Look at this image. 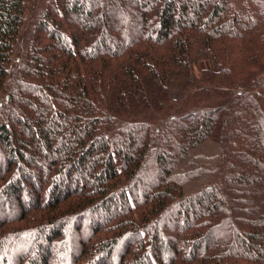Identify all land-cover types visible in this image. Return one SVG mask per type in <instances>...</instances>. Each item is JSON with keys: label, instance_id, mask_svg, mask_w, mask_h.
I'll use <instances>...</instances> for the list:
<instances>
[{"label": "trees", "instance_id": "trees-1", "mask_svg": "<svg viewBox=\"0 0 264 264\" xmlns=\"http://www.w3.org/2000/svg\"><path fill=\"white\" fill-rule=\"evenodd\" d=\"M0 264H264V0H0Z\"/></svg>", "mask_w": 264, "mask_h": 264}, {"label": "rangeland", "instance_id": "rangeland-1", "mask_svg": "<svg viewBox=\"0 0 264 264\" xmlns=\"http://www.w3.org/2000/svg\"><path fill=\"white\" fill-rule=\"evenodd\" d=\"M198 67L199 68H213V65L210 64L209 62L204 61V62L199 63Z\"/></svg>", "mask_w": 264, "mask_h": 264}]
</instances>
